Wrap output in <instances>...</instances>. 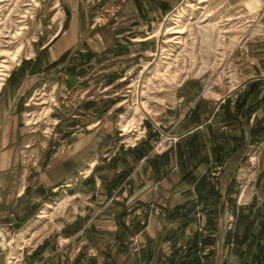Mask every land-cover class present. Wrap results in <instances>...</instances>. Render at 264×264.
I'll use <instances>...</instances> for the list:
<instances>
[{
	"label": "crops",
	"instance_id": "obj_1",
	"mask_svg": "<svg viewBox=\"0 0 264 264\" xmlns=\"http://www.w3.org/2000/svg\"><path fill=\"white\" fill-rule=\"evenodd\" d=\"M59 2L65 26L52 22L37 58L17 65L1 92L0 229L18 238L44 206L63 204L41 225L36 244L18 249L16 263L26 256L29 264H104L138 245V264L166 259V246L177 263L264 264V35L213 73L155 93L141 122L147 135L129 145L138 130L120 132L126 105L136 97L126 89L159 52L151 34L181 0ZM228 67L233 81L224 76ZM35 83L55 95L62 88L65 99L51 113L68 131V149L60 164L50 158L45 168L37 166L35 150L13 154V147H28L19 142L24 132L40 130L27 123L18 128L20 116L40 110L32 106ZM76 98L78 110L71 106ZM162 132L179 139L157 154ZM254 159L263 169L243 170ZM241 211H253L252 227L239 219ZM195 243L197 252L187 255ZM9 258L1 253L0 264Z\"/></svg>",
	"mask_w": 264,
	"mask_h": 264
},
{
	"label": "rangeland",
	"instance_id": "obj_2",
	"mask_svg": "<svg viewBox=\"0 0 264 264\" xmlns=\"http://www.w3.org/2000/svg\"><path fill=\"white\" fill-rule=\"evenodd\" d=\"M200 1L202 0H181L180 4L157 24L151 34L155 35L154 40L159 43L160 50L151 57V62L146 66L145 71L142 67L134 76L141 75L142 78H138L137 81L135 78L129 83L130 87L126 89L127 92L130 90L136 93V97L133 101L127 103L126 113L123 114L124 116L131 112L129 119V121L132 120L129 124L131 131L123 130L122 116L121 128L125 132L124 134L138 130L136 136L139 137L141 135L140 129H146L144 125L140 127L142 119L145 117L143 110L150 112V103L156 101L155 96L159 91L176 86L185 78L201 77L213 73L222 62L230 60L236 50L240 49L244 44L247 45L250 41H257L264 35V29H262V24H264V0H205L204 3H200ZM20 17L26 18L22 19ZM19 21L22 22L19 28L25 27V29L21 32L22 34L18 38L19 42L16 45L23 43L24 50L18 58L17 62L19 64L17 62L14 63L13 68L8 72V76L5 77L1 92H3L6 84L13 76V69L17 65L23 66L37 58L35 55L38 56L39 47L47 43L46 37L52 31L49 28L52 22L55 21L57 25L63 22L65 26L68 21V15L64 12V5L59 0H6L2 3L0 2V49H13L15 44H8L10 38H4L3 36L9 35L8 31H11L13 27L16 28L15 25L18 24L16 22ZM180 25L185 29V34L172 35L170 30L175 27H181ZM64 33L65 31H62V34ZM3 59L7 60V57L1 56L0 62L4 61ZM38 87L44 86L35 83L31 95H34V102L36 103V105L32 106L36 107L39 105L40 110L29 117L20 116L18 128H26L27 123L29 124L28 128H39L40 130L36 133L24 132L25 139L23 141L19 140V142L29 145L28 147L21 145L13 147V154L22 157L23 155L32 154V151L35 150L34 154L39 156L40 161L37 166L45 168L50 158L57 164H60L63 160L65 150L68 149L63 143L65 142L64 136L68 134V131L64 133V131L60 130L62 126L60 124L56 125L57 117L51 113L52 107L55 109L64 108L63 102L65 99L61 95L62 88H57L55 95L51 87H45V89ZM94 89L95 87L86 96L93 95ZM110 93L109 91L106 94L109 95ZM137 93L143 96L139 100H137ZM128 98L131 97H124V99ZM79 100L76 98L72 101L71 106L73 108L77 106L76 110L79 109ZM57 111L60 112L61 116H64L60 109H57ZM134 116L135 118L133 119L132 117ZM64 117H67V113H65ZM3 118L0 112V138ZM23 120L24 123H22ZM13 134L16 139L17 131L15 130ZM136 136L132 137L129 142L132 143ZM245 151H247L246 148ZM257 151V149H254L252 153L249 152L253 155ZM54 153L56 154L54 155ZM261 164L255 159L253 162H244L243 170L246 172L253 170L254 165L257 167L256 169L262 170L263 165ZM61 169H64L63 166ZM239 185H243V181ZM239 197H237V202ZM50 206L42 208V213L46 212L49 217L42 219L40 218L42 213L39 212L37 218L29 222L27 228L19 232L18 236H20L18 238L14 234L9 236L10 249L8 255L10 258L8 264L30 263L26 256L23 259L20 257L19 262L16 263L18 261V249L35 245L43 233H38L41 225L46 223L47 219H52L55 212H62V202H58L57 205L50 204ZM32 233L33 235H31ZM14 240L17 242L13 243ZM137 248L138 245L132 246L129 252L123 254L120 258L104 259V264H138L139 260L135 251ZM166 250L168 253L171 251V254L169 253L166 259L158 258L157 264H171L173 263L172 258L176 260V253L173 251V247L166 246ZM13 253H15L14 257L12 256ZM210 264H223V262L213 260Z\"/></svg>",
	"mask_w": 264,
	"mask_h": 264
},
{
	"label": "bare ground",
	"instance_id": "obj_3",
	"mask_svg": "<svg viewBox=\"0 0 264 264\" xmlns=\"http://www.w3.org/2000/svg\"><path fill=\"white\" fill-rule=\"evenodd\" d=\"M4 1H6V0H0L1 3L4 2ZM34 2H36V1H34ZM204 2H205V0L200 1V3H204ZM20 18L23 19V18H26V17H20ZM16 23H18V24L15 25L16 28L13 27L11 29V31H8L9 35L3 36L4 38H10V41H8V44H13V45L15 44V46L11 50H2V49H0V55L7 57V60H4L3 59L4 61L0 62V93H1V90H2L3 83H4L3 81H5V77L8 76V72L11 70V68H13L12 67L13 64L16 63L19 60L18 58L20 57V55L22 54V51L24 50V44L23 43H19L18 45H16V44L19 42L18 41V38H19V36H21V34H22L21 32L25 29V27L19 28L20 27V24L22 23L20 21L19 22H16ZM12 24H13V22H12ZM180 26L181 27L172 28L170 30L172 32L171 34L172 35H182V34H185V31H184L185 29H183V26L182 25H180ZM12 51H13V53H12ZM173 53H175V52H173ZM148 81H151V80H148ZM143 111L145 112V110H143ZM130 117H131V112H129L128 114H126V115L123 116V124H122V126H123V130L124 131H129L131 129V126L129 124L131 123L132 120L129 121ZM132 118L134 119L135 116L132 117ZM50 208H51V206H50ZM47 217H49V214H47L46 212H43L40 218L44 219V218H47ZM4 235H5V238H6V247H7V251L6 252H9V249H10V247L8 246L9 236H8L7 233H4ZM21 238H23V237L21 236ZM21 238H20V240H22ZM12 256L14 257L15 256V253H13ZM10 264H13V263H10Z\"/></svg>",
	"mask_w": 264,
	"mask_h": 264
},
{
	"label": "built area",
	"instance_id": "obj_4",
	"mask_svg": "<svg viewBox=\"0 0 264 264\" xmlns=\"http://www.w3.org/2000/svg\"><path fill=\"white\" fill-rule=\"evenodd\" d=\"M142 72H144V71H142ZM224 76H226V78H228L229 81H233L234 79H236V78H234V77H236L235 73L229 67L227 69H225V75ZM128 92H131V91H128ZM137 94H138L137 100H139V99H141V97H143L139 93H137ZM142 125H143V123L140 125V127ZM140 130H141L140 131L141 135L139 137L136 136L133 139V142L132 143L130 142L129 145H136L138 143V141H140L143 137L146 136L147 130L145 128L143 130L142 129H140ZM120 132L122 134L125 133L122 129L120 130ZM121 136H123V135H121ZM178 139L179 138L177 136L171 135L169 132H162L159 140H157V142L155 143V148H154L155 153H157V154L164 153L173 144L177 143ZM115 198H116V195L113 196L112 200ZM244 204H247V203L244 202ZM135 251L138 252L139 249L137 248Z\"/></svg>",
	"mask_w": 264,
	"mask_h": 264
},
{
	"label": "trees",
	"instance_id": "obj_5",
	"mask_svg": "<svg viewBox=\"0 0 264 264\" xmlns=\"http://www.w3.org/2000/svg\"><path fill=\"white\" fill-rule=\"evenodd\" d=\"M242 213H243L242 211L239 213V215H238V216H239V219H240V216H241L242 218H246V219H248V221L250 222V227H252V226L254 225V219L256 218L255 215H254V216L252 215L253 211H250L249 214H248L247 216H244ZM240 214H241V215H240ZM186 218H187L186 215L183 216V219H186ZM185 228H186V224L182 225V226L180 227L179 230L184 231ZM248 228H249V227H248ZM256 239H257V238L255 237L254 241H255ZM196 252H197V245H196V243H195V244L192 245V247L190 248V250H188L187 255H189V256H190V255H194ZM171 260H172V262H173V263H171V264H187L186 260H185L184 262H181V263H177V262L174 260V258H172Z\"/></svg>",
	"mask_w": 264,
	"mask_h": 264
},
{
	"label": "water",
	"instance_id": "obj_6",
	"mask_svg": "<svg viewBox=\"0 0 264 264\" xmlns=\"http://www.w3.org/2000/svg\"><path fill=\"white\" fill-rule=\"evenodd\" d=\"M7 251L6 238L3 230L0 229V254Z\"/></svg>",
	"mask_w": 264,
	"mask_h": 264
}]
</instances>
